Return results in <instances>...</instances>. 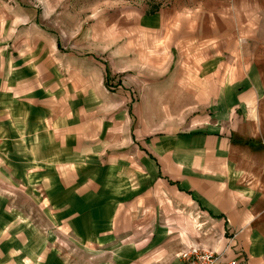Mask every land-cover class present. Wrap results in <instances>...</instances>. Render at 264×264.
Returning a JSON list of instances; mask_svg holds the SVG:
<instances>
[{
	"label": "crops",
	"instance_id": "crops-1",
	"mask_svg": "<svg viewBox=\"0 0 264 264\" xmlns=\"http://www.w3.org/2000/svg\"><path fill=\"white\" fill-rule=\"evenodd\" d=\"M123 11L128 35L137 30L145 41L144 62L158 61L164 77L186 76L181 82L191 87L181 99L190 93L195 101L182 107L222 106L211 122L221 130L172 140L173 153L169 141L142 147L131 131V106L107 96L99 66L76 61L64 76L29 66L23 79L7 81L0 43V182L13 184L16 134L20 178L55 195L52 231L18 242L8 225L0 264L35 255L41 264H67L69 255L73 264H180L188 246L222 253L224 264H264V0H171L167 8ZM13 103L23 105L24 129ZM110 112L123 122L116 131L129 135L105 125ZM127 138L145 156L131 167L110 156V145ZM152 149L169 174L168 162L178 160V174L161 175Z\"/></svg>",
	"mask_w": 264,
	"mask_h": 264
},
{
	"label": "rangeland",
	"instance_id": "rangeland-1",
	"mask_svg": "<svg viewBox=\"0 0 264 264\" xmlns=\"http://www.w3.org/2000/svg\"><path fill=\"white\" fill-rule=\"evenodd\" d=\"M171 0H0V33H2L5 80L23 79L27 67H42V72L52 70L60 75H67V67L74 69L76 61L83 65L99 66L103 73V87L107 96L121 103L122 109L131 106V131L138 141V145L148 147L150 143H157L160 148L169 141L172 153L177 146L170 143L185 134H209L221 129H213L211 122L220 113L222 106L199 105L184 106L186 99L195 101L186 94L181 99L180 92L184 86L191 84L181 82L186 76L159 75L158 61H153V67L144 62L147 52L145 41L141 40L137 30L128 35L123 24H128L123 9L145 4L151 10L167 8ZM137 27V26H136ZM132 43V44H131ZM97 58V59H95ZM143 59V61H142ZM13 66V69L10 68ZM108 68L109 77L104 78L103 68ZM91 67V66H90ZM35 69V68H34ZM15 78H13V74ZM212 80L220 79V74L213 73ZM29 77H25L27 79ZM176 80V81H175ZM194 86V85H193ZM202 91H199L201 93ZM218 90L210 91L211 94ZM204 96H198L202 100ZM16 114L20 120L19 128L24 129V109L21 103H13ZM222 112V111H221ZM110 121L105 125L112 126L115 134L129 135L128 131H116L123 125L113 112ZM218 121V120H217ZM127 122V120H126ZM215 126H221L219 121ZM10 129L15 133L18 129L16 123ZM123 129V128H122ZM220 132V131H219ZM11 139V153L13 171V184L9 186L0 182V239L12 236L20 242L23 238L37 240L48 236L52 231L50 221L53 210L49 207L54 200V194L47 195L43 190L37 189L34 182L22 180L20 177L25 167L19 166L17 155L18 136L13 134ZM174 147V148H173ZM110 156L121 165L132 166L140 164L137 146L129 138L120 144H111ZM156 161L163 163L160 151L149 150ZM1 154V153H0ZM144 156V155H143ZM145 157V156H144ZM168 158V157H166ZM165 158V159H166ZM0 159L3 157L0 156ZM171 170L180 168L178 160L168 162ZM161 175L171 173L164 171ZM2 171V169H1ZM0 171V173H1ZM134 177V175L129 174ZM2 177V176H0ZM107 179V178H105ZM56 180L43 182L55 183ZM106 183V182H105ZM8 225L10 231L7 233ZM48 232V233H47ZM22 248L18 247L20 252ZM20 256V255H19ZM46 257V256H45ZM43 257V258H45ZM67 264H73V255L65 258ZM80 262V260H76ZM41 256L19 264H41Z\"/></svg>",
	"mask_w": 264,
	"mask_h": 264
},
{
	"label": "built area",
	"instance_id": "built-area-1",
	"mask_svg": "<svg viewBox=\"0 0 264 264\" xmlns=\"http://www.w3.org/2000/svg\"><path fill=\"white\" fill-rule=\"evenodd\" d=\"M222 257V253H216L207 248L188 246V248H185L179 253L177 258L180 264H224ZM227 264L236 263L233 261L227 262Z\"/></svg>",
	"mask_w": 264,
	"mask_h": 264
},
{
	"label": "trees",
	"instance_id": "trees-1",
	"mask_svg": "<svg viewBox=\"0 0 264 264\" xmlns=\"http://www.w3.org/2000/svg\"><path fill=\"white\" fill-rule=\"evenodd\" d=\"M107 77H108V74H107Z\"/></svg>",
	"mask_w": 264,
	"mask_h": 264
}]
</instances>
